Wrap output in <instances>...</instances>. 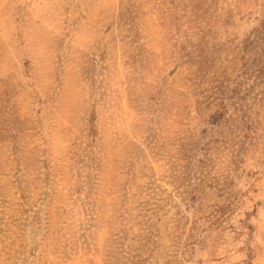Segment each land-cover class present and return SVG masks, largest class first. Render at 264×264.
Segmentation results:
<instances>
[{
  "label": "rangeland",
  "instance_id": "1",
  "mask_svg": "<svg viewBox=\"0 0 264 264\" xmlns=\"http://www.w3.org/2000/svg\"><path fill=\"white\" fill-rule=\"evenodd\" d=\"M0 264H264V0H0Z\"/></svg>",
  "mask_w": 264,
  "mask_h": 264
}]
</instances>
